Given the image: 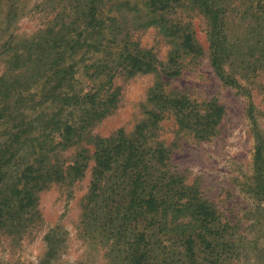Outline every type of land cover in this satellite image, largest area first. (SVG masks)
I'll return each mask as SVG.
<instances>
[{
  "label": "trees",
  "instance_id": "1",
  "mask_svg": "<svg viewBox=\"0 0 264 264\" xmlns=\"http://www.w3.org/2000/svg\"><path fill=\"white\" fill-rule=\"evenodd\" d=\"M55 1L64 6L54 26L23 45L12 47L9 40L4 46L12 53L0 74V176L13 185L7 188L0 178L1 234H26L38 220L37 194L80 180L91 159L80 225L97 233L113 264H242L250 251L261 260L264 250L253 231L264 230V207L248 228L224 217L196 185L185 184L168 150L154 139L158 123L169 115L195 139L210 140L218 133L222 106L166 94L156 82L147 98L152 110L132 134L118 130L101 138L91 136L90 128L116 107V76L155 73L159 66L150 50L131 39V22L142 20V28L154 26L172 41L162 69L172 78L185 60L204 54L190 28L191 17L200 16L213 71L222 84L241 91L240 79L264 75V0H50ZM91 32L97 33L93 39L84 35ZM79 73L91 87L81 86ZM263 143L258 137L248 191L259 205ZM69 150L75 153L67 161L62 154Z\"/></svg>",
  "mask_w": 264,
  "mask_h": 264
},
{
  "label": "rangeland",
  "instance_id": "2",
  "mask_svg": "<svg viewBox=\"0 0 264 264\" xmlns=\"http://www.w3.org/2000/svg\"><path fill=\"white\" fill-rule=\"evenodd\" d=\"M62 6L64 3L51 4L50 0H0V74L5 72L12 53L4 50L5 44L12 40V47L16 43L23 45L39 31L51 28ZM107 10V6L103 8L101 19ZM191 18L190 28L204 54L194 61L185 60L181 74L172 78L162 73L173 51L172 41L154 26L142 28V20L131 22V39L139 47L150 50L159 66L155 73L131 78L116 76L112 81V88L118 90L116 107L90 128V135L108 138L118 130L132 134L152 110L147 98L156 82H162L166 94L179 92L197 104L215 101L222 106L224 114L214 138L197 140L166 115L158 123L154 139L168 150L170 165L186 185H196L224 217L236 218L242 227L248 228L254 213L264 207L248 192L254 183V148L258 137L264 141V75L258 72L259 77L240 79L241 91L222 84L208 59L206 21L200 16ZM53 28L56 30L59 25ZM107 32L105 28L103 33ZM96 34L84 35L93 39ZM80 84L84 88L92 86L82 74ZM35 89L40 90V85ZM86 148L91 157L92 145ZM74 153L75 150H69L62 157L69 161ZM92 167L90 159L80 180L49 185L37 194L38 220L26 234L0 232V264H113L97 233L80 225ZM0 178L7 188L12 187L10 179ZM7 180L9 183H5ZM19 187L20 184L16 186ZM253 232L255 238L259 236V247L264 250V230L258 226ZM257 256L250 251L242 264H264V257L259 260Z\"/></svg>",
  "mask_w": 264,
  "mask_h": 264
}]
</instances>
